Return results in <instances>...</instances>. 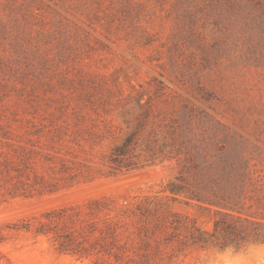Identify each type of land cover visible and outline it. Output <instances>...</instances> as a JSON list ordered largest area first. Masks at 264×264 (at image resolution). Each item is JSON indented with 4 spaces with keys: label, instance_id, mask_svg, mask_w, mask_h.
<instances>
[{
    "label": "rangeland",
    "instance_id": "rangeland-1",
    "mask_svg": "<svg viewBox=\"0 0 264 264\" xmlns=\"http://www.w3.org/2000/svg\"><path fill=\"white\" fill-rule=\"evenodd\" d=\"M53 130L70 140L62 156ZM61 163L92 178L13 196L12 169L38 187ZM244 166L264 174V0H0V264H93L34 228L95 199L118 218L141 204L178 220L180 242L153 264H264V245L187 242L222 212L190 197L195 178Z\"/></svg>",
    "mask_w": 264,
    "mask_h": 264
},
{
    "label": "trees",
    "instance_id": "trees-1",
    "mask_svg": "<svg viewBox=\"0 0 264 264\" xmlns=\"http://www.w3.org/2000/svg\"><path fill=\"white\" fill-rule=\"evenodd\" d=\"M66 135L60 130L49 131V149L60 156L63 150L72 149L67 146L70 140ZM127 144L128 141L115 148L107 174L115 173L118 157L124 154ZM23 156L19 155L18 162L24 167L26 158ZM23 167L12 169L17 173L14 188L21 191L17 195L14 193V197L54 194L92 178L74 173L61 163L59 173L64 175L57 182L38 183V187H32L21 181L26 176ZM195 182L201 186L189 191L190 197L220 208L222 212L215 218L211 234L194 229L187 242L217 250L264 245V174L252 173L244 166L220 175L200 176ZM176 189L184 190V187L181 185ZM127 213L123 212L120 218L113 216L104 201L95 199L85 205L46 212L34 231L36 235L47 237L60 253L92 259L93 264H153L168 245L180 242L178 220L169 218L159 208L137 204L130 214ZM19 229L30 231L31 224L24 221Z\"/></svg>",
    "mask_w": 264,
    "mask_h": 264
}]
</instances>
